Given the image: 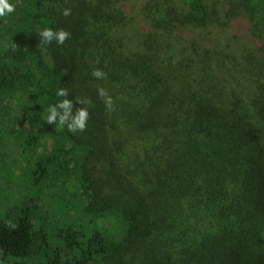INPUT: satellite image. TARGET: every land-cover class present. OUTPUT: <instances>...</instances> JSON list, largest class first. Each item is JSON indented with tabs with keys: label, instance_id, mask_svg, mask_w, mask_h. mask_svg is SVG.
Returning a JSON list of instances; mask_svg holds the SVG:
<instances>
[{
	"label": "trees",
	"instance_id": "trees-1",
	"mask_svg": "<svg viewBox=\"0 0 264 264\" xmlns=\"http://www.w3.org/2000/svg\"><path fill=\"white\" fill-rule=\"evenodd\" d=\"M131 1L0 0V264H264V0Z\"/></svg>",
	"mask_w": 264,
	"mask_h": 264
},
{
	"label": "rangeland",
	"instance_id": "rangeland-1",
	"mask_svg": "<svg viewBox=\"0 0 264 264\" xmlns=\"http://www.w3.org/2000/svg\"><path fill=\"white\" fill-rule=\"evenodd\" d=\"M142 0H132L129 3V9H127L129 17L133 19L132 27L133 29L129 30V33L131 36L134 35L135 30H139L142 27V17L140 14V3ZM209 5L211 6H220V4H223V0H208ZM145 28V26H143ZM148 29V27L146 26ZM180 40V39H179ZM176 39V41H173L174 45L179 44L178 47H181V45L184 44L183 41H179ZM240 42H244L242 39ZM2 152V150H0ZM3 154L4 157V163L0 165V199H8L7 201H10L9 209H6V213H10L16 204L18 203V206L21 205L20 202H16L20 200L23 196L28 195L27 191H24L18 184L12 181H9L7 179L8 174L13 173L15 174L16 178H19V175L22 174V170L25 167H28V165L32 162V157L28 156L26 158L22 157L19 154V150L17 146L10 142V139L5 142V145H3ZM10 172V173H9ZM27 182V181H26ZM26 186V185H25ZM24 201V200H23ZM15 207V208H16ZM65 218L64 214L61 215V217H58V215L55 218L56 222L62 223V219Z\"/></svg>",
	"mask_w": 264,
	"mask_h": 264
}]
</instances>
